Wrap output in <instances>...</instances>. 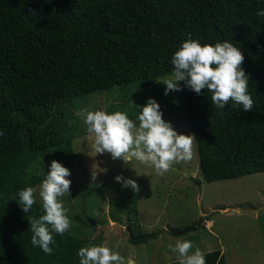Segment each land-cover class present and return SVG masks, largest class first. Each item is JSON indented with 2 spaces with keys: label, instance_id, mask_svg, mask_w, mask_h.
Returning <instances> with one entry per match:
<instances>
[{
  "label": "trees",
  "instance_id": "16d2710c",
  "mask_svg": "<svg viewBox=\"0 0 264 264\" xmlns=\"http://www.w3.org/2000/svg\"><path fill=\"white\" fill-rule=\"evenodd\" d=\"M264 0H0V264H79L78 235L53 233V254L31 244L29 222L44 214L37 199L25 213L19 191L39 190L56 160L71 171V139L49 122L54 108L115 87L171 75V57L194 39L225 40L241 49L251 111L211 104L184 82L190 127L203 180L212 183L264 172ZM137 245L157 236H136ZM196 225L172 229L185 236ZM206 264H226L220 251ZM170 264H178L173 262Z\"/></svg>",
  "mask_w": 264,
  "mask_h": 264
},
{
  "label": "rangeland",
  "instance_id": "374dc122",
  "mask_svg": "<svg viewBox=\"0 0 264 264\" xmlns=\"http://www.w3.org/2000/svg\"><path fill=\"white\" fill-rule=\"evenodd\" d=\"M156 81L115 87L54 108L49 124L60 137L71 139L74 152V168L67 177L70 195L62 197L72 220L69 232L82 238L86 247L104 245L119 252L129 264L176 262L167 245L177 239L191 240L204 253L220 251L226 264H264V172L208 183L201 174L197 142L193 158L173 165L164 175L135 159L126 165L107 152L94 151V138L79 115L83 109L122 111L136 119L133 102L143 106L154 98L177 133L193 134L181 82L182 91L164 95L166 85ZM118 175L135 180L139 192L122 187L115 180ZM38 193L36 199L42 203ZM194 225L196 230L185 236L171 233ZM128 227L136 236H157L134 245Z\"/></svg>",
  "mask_w": 264,
  "mask_h": 264
},
{
  "label": "clouds",
  "instance_id": "9594fccd",
  "mask_svg": "<svg viewBox=\"0 0 264 264\" xmlns=\"http://www.w3.org/2000/svg\"><path fill=\"white\" fill-rule=\"evenodd\" d=\"M264 16V10L257 11ZM245 57L240 48L225 40L215 45H201L199 41H184L171 57L173 70L162 81L166 85L164 95L172 91H182L180 82L200 95L202 90L210 92L211 104L223 109L229 102L242 105V110L251 111L254 100L249 93V74L242 65ZM133 102V101H132ZM136 119H130L126 112L107 113L104 110L79 113L86 125V132L94 138L93 149L96 154L111 155L113 160L121 159L129 164L133 159L145 166L154 168L158 175H164L175 164L187 163L194 155L196 136L179 134L170 122L163 119L159 103L149 98L145 105L138 106ZM71 175L62 163L53 160L50 171L39 186V197L44 214L29 222L31 244L38 246L46 255L53 254L55 243L53 233L63 236L72 226L68 208L62 197L70 195ZM92 178H96L93 172ZM124 188L139 192L137 182L122 175L115 177ZM37 189L26 187L19 191V204L25 213H29L36 204ZM167 248L174 254L178 264H206L204 252L191 240L177 239ZM79 264H129L117 251L104 245H93L79 249Z\"/></svg>",
  "mask_w": 264,
  "mask_h": 264
},
{
  "label": "crops",
  "instance_id": "0c3cea01",
  "mask_svg": "<svg viewBox=\"0 0 264 264\" xmlns=\"http://www.w3.org/2000/svg\"><path fill=\"white\" fill-rule=\"evenodd\" d=\"M133 263V262H132Z\"/></svg>",
  "mask_w": 264,
  "mask_h": 264
}]
</instances>
